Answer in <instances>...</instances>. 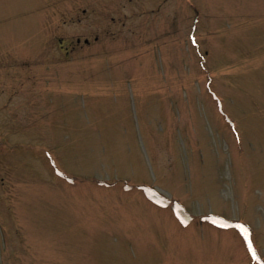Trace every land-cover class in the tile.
<instances>
[{
    "label": "rangeland",
    "instance_id": "rangeland-1",
    "mask_svg": "<svg viewBox=\"0 0 264 264\" xmlns=\"http://www.w3.org/2000/svg\"><path fill=\"white\" fill-rule=\"evenodd\" d=\"M0 264H264V0H0Z\"/></svg>",
    "mask_w": 264,
    "mask_h": 264
},
{
    "label": "flooded vegetation",
    "instance_id": "flooded-vegetation-1",
    "mask_svg": "<svg viewBox=\"0 0 264 264\" xmlns=\"http://www.w3.org/2000/svg\"><path fill=\"white\" fill-rule=\"evenodd\" d=\"M87 43V41H85Z\"/></svg>",
    "mask_w": 264,
    "mask_h": 264
}]
</instances>
